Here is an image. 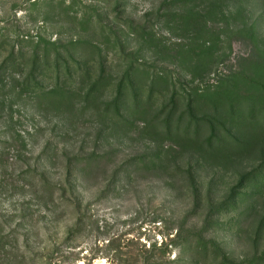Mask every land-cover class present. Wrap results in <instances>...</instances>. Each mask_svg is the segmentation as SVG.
<instances>
[{"label": "rangeland", "instance_id": "rangeland-1", "mask_svg": "<svg viewBox=\"0 0 264 264\" xmlns=\"http://www.w3.org/2000/svg\"><path fill=\"white\" fill-rule=\"evenodd\" d=\"M213 2L0 0V264H192L174 245L186 239L219 249L193 264H264L263 123L230 158H207L162 124L174 89L239 72L264 84V0H220L226 15H208ZM190 12L206 16L200 41L220 39L197 79L196 34L180 17ZM45 53L71 58L72 74L41 75ZM129 69L141 89L163 76L166 93L164 105L127 101L125 122L107 105ZM259 89L242 79V93ZM176 120L187 125L183 105ZM238 192L247 200L232 206Z\"/></svg>", "mask_w": 264, "mask_h": 264}, {"label": "trees", "instance_id": "trees-1", "mask_svg": "<svg viewBox=\"0 0 264 264\" xmlns=\"http://www.w3.org/2000/svg\"><path fill=\"white\" fill-rule=\"evenodd\" d=\"M219 12L226 15L220 0H215L210 6L207 14L217 15ZM180 17L187 25L194 28L196 34L195 39H197L195 45L187 49L190 53L189 57H192L195 62L192 66L193 71L191 72V77L196 79L198 77L203 78L204 70L206 71L204 67L209 62H213L219 54L218 47L220 45V39L218 38V41H200V37H198L197 33L204 32L208 24L205 19L206 16L201 12L181 14ZM36 52L38 57L42 56L38 51ZM19 53L21 54L22 52L20 51ZM44 58L45 67L43 68V73L41 75L46 76V74L54 72L58 80H60V75L62 73L69 76L72 74L73 64L70 63L71 58L63 59L61 61L59 53L55 59L51 60L46 53L44 54ZM76 65L78 69H81L82 67L84 68L89 65V61L85 58L78 59ZM96 73L94 72L96 75L95 82L88 95H93L95 92L98 93L100 90L101 72L96 69ZM34 78L35 76L32 75L30 79ZM30 79L27 82L32 83V80ZM242 79L253 84L256 88H259L260 86L261 89L258 90L257 94L242 93ZM158 80L166 81L163 76L161 78L156 77L153 78L149 84H146L145 88H137L135 82H132L130 69L126 70L125 79H121L114 86L115 95L113 101L109 102L107 105V111H114L118 121L125 120V122H129V119L126 118L125 110L123 109L127 101H135L139 105L141 100L147 99L149 102L152 100L157 101L158 103L162 101V104L164 105L166 91L159 90L162 87L161 81ZM38 81L36 83L33 82L34 85L39 86L41 81ZM182 90V92H179L174 89L169 104L164 105L163 110L168 109V115L163 120L162 124L163 126L165 125L168 134L180 136L184 142L198 145L200 151L204 153L207 158L208 155L215 157L216 154L223 155L225 153H227L226 156L230 158L229 153L236 151L238 147L242 146H244L246 150L250 149L253 140L258 139L257 137L260 136L255 123L259 125L263 123L262 125L264 127V84L262 82L239 72L237 74H232L231 76H219L216 83L211 86L192 88L190 91L185 89ZM181 105L185 107L189 114L187 125L183 128H181L182 125L179 124L178 120L174 122L176 112ZM180 120H182V117ZM203 125H207L209 130L208 135L206 134L205 137H203L202 133L204 129L202 128ZM246 136H249L250 139L247 140ZM226 160L228 159H225V161ZM251 177V173L243 174L238 187L248 181ZM261 182H264V176ZM263 187L264 183L259 185L260 189ZM246 194L247 193L238 192V195L231 205L235 206L244 203L247 200ZM222 208H224V205L219 207V209ZM263 230L264 223H262L259 228L260 232H263ZM212 244L215 243L210 241L205 243V245H202V247H199L190 239H186L178 244H176V242L174 243V245H180L183 254L189 255V261L192 264L200 254H203L207 259H211V256H209L208 253V248ZM214 247L219 250L216 244ZM160 250L161 253L159 254L158 252L156 257L161 259L162 257L169 255V248L167 245ZM226 259L228 258L226 257ZM261 260H264V254L260 261ZM169 264H182V261L180 259L171 260Z\"/></svg>", "mask_w": 264, "mask_h": 264}]
</instances>
